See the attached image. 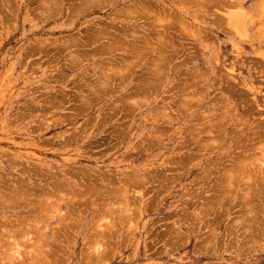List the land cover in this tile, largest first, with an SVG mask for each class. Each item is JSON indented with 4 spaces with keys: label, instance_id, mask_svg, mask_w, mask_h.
Returning <instances> with one entry per match:
<instances>
[{
    "label": "rangeland",
    "instance_id": "374dc122",
    "mask_svg": "<svg viewBox=\"0 0 264 264\" xmlns=\"http://www.w3.org/2000/svg\"><path fill=\"white\" fill-rule=\"evenodd\" d=\"M0 264H264V0H0Z\"/></svg>",
    "mask_w": 264,
    "mask_h": 264
},
{
    "label": "bare ground",
    "instance_id": "6f19581e",
    "mask_svg": "<svg viewBox=\"0 0 264 264\" xmlns=\"http://www.w3.org/2000/svg\"><path fill=\"white\" fill-rule=\"evenodd\" d=\"M42 1V0H41ZM215 2V1H214ZM217 5V4H216ZM151 10V9H150ZM235 14V13H234ZM231 15V14H230ZM239 15V14H238ZM232 16H234V15H232ZM234 17H236L237 18V16H234ZM229 19H231V17H228ZM235 18V19H236ZM232 19H234V18H232ZM231 19V20H232ZM239 20V19H238ZM242 22V21H241ZM233 24V23H232ZM241 25H239V27H240ZM237 29V28H236ZM75 45V44H74ZM260 63V62H259ZM246 93V92H245ZM129 185V184H128ZM27 188V187H26ZM44 193V192H43ZM40 199V198H39ZM41 204V203H40ZM13 222V221H12ZM21 222V221H20ZM34 223V222H33ZM5 225V224H4ZM23 226V225H22ZM5 231V230H4ZM12 233V232H11ZM4 235V234H3ZM9 236V235H8ZM11 238V237H10ZM5 244V243H4ZM8 245V244H7ZM19 247V246H18ZM7 249V248H6ZM3 255V254H2Z\"/></svg>",
    "mask_w": 264,
    "mask_h": 264
}]
</instances>
